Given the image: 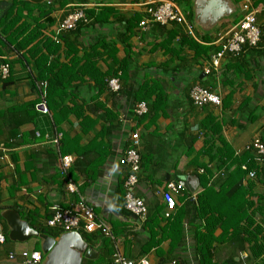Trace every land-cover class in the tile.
<instances>
[{
	"label": "crops",
	"instance_id": "obj_1",
	"mask_svg": "<svg viewBox=\"0 0 264 264\" xmlns=\"http://www.w3.org/2000/svg\"><path fill=\"white\" fill-rule=\"evenodd\" d=\"M156 1L68 2L50 13L53 22L43 30L46 37L57 34L58 23L77 4H86V10L94 9L99 19H90L71 31L72 34L66 32L57 53L42 49L49 59L68 66L62 73L72 74L73 69L79 72V78L69 75L75 79L70 82V89L60 95L62 102L57 100L69 109L65 113H62L64 108L55 110V104L54 110L48 109V112L37 107L45 101L43 83L37 75L44 73L50 64L46 62L44 66L43 61L37 60L38 56L27 52L22 56L24 52L14 50L4 38L14 37L13 29L20 26L22 19L15 23L12 32L9 27L1 26L0 65H9V77H0L1 209H15L29 225L31 219L40 226L46 224L52 204L69 208L81 196L95 216L111 228L113 251L118 247L125 257L142 256L150 264H172V261L190 264L194 257L191 246L195 226L203 227L204 221L196 218L183 195L196 196L204 186H209L212 189L209 206L222 214L221 226L214 230L212 262L264 264V159L259 161L253 151L245 150L254 135H259L264 142V4L252 1L261 30L258 45L245 47L238 56L226 54L219 68L206 74L204 69L211 55L220 47L217 35L237 22L240 6L234 16L221 20L209 32L195 27L188 13L185 15L192 24L191 34L177 24H135L136 16L140 20L145 18L146 7ZM103 7L112 10H103ZM5 14L0 9V19ZM9 18L7 21L11 24ZM173 30L192 37L198 45L206 47L205 52L181 43L177 35L172 42L163 43ZM125 34L129 35V50L120 40ZM127 53L130 61L121 72L120 62L126 60ZM76 58L81 61L72 67L71 61ZM89 62L94 64L93 70L83 67H90ZM81 67L93 72L92 77L118 72L123 77L120 92L114 94L99 87L100 81L95 83L89 73L78 70ZM143 82L154 83L165 97L155 109L147 102L150 110L134 119V126L123 124L118 121L119 115L133 105L131 91ZM194 84L216 92L221 104L194 106L189 98ZM134 127L139 130L141 161L133 191L145 202L150 228L158 231L166 224L160 195L166 181L184 180L188 176L199 180L194 192L185 187L176 197L174 211L181 220V242L173 247L178 241L175 232L168 236L164 232L166 237L161 239L158 235L141 256V250L152 242L148 238L149 228L144 225L141 230L143 223L120 210L119 194V184L124 181L128 167L118 161ZM56 137L60 143L55 141ZM61 153L74 157L70 178L59 173ZM249 171H255L256 177L250 178ZM207 176V182L203 183L202 179ZM67 182L75 185L76 192H67ZM78 232L97 252L92 259L83 258L81 264H111L113 251L106 249L99 231L87 233L80 229ZM10 242L6 240L0 245V264H22L19 255L14 260L7 255L10 251L30 249L28 243Z\"/></svg>",
	"mask_w": 264,
	"mask_h": 264
},
{
	"label": "built area",
	"instance_id": "obj_2",
	"mask_svg": "<svg viewBox=\"0 0 264 264\" xmlns=\"http://www.w3.org/2000/svg\"><path fill=\"white\" fill-rule=\"evenodd\" d=\"M154 7H151L153 6ZM76 9L71 10L57 26V32L62 30L74 29L77 23L86 22L85 15L86 4L75 5ZM240 18L226 31L220 32L217 35L219 49L215 51L210 58V63L204 69V73H210L212 70L219 68L222 58L228 54L237 56L243 51L244 46L255 47L258 45L261 36V30L257 24L256 10L252 5V0H242L240 3ZM145 18L140 21V26H145L147 23H158L160 25L177 24L191 34L192 24L187 19L186 15L180 10L178 4L172 0H158L155 3L148 5L145 9ZM0 75L6 78L9 75V65L3 63L0 65ZM120 81L117 77H112L108 80L109 88L118 92L120 90ZM189 98L192 104L196 107H203L207 104L220 105V96L207 88L194 84L189 90ZM37 107L48 112V108L44 101L37 104ZM148 103L146 101H137L126 110H123L119 115V120L123 124L132 123L135 117H140L148 112ZM139 130L135 127L129 133V143L123 154L119 158V164L128 167L126 180L124 181V208L134 217L139 220L140 224L146 219L147 207L142 198L134 194V188L138 181V172L140 169V154L139 147ZM57 141V137L55 139ZM245 150H251L257 155V159H264V142L259 135H254L246 144ZM73 155L61 156L59 171L65 174L71 167ZM243 169H246L243 167ZM250 178L256 177L255 171H249ZM185 189L183 180H168L165 183L164 189L160 192L162 201L165 205V216H169L175 209L176 197ZM66 190L69 193L76 192V187L72 182L66 183ZM195 197V195H192ZM50 217L46 220V225L49 227L60 228L63 232L82 229L87 233L99 231L103 236L114 239L111 228L99 217H96L93 209L89 206L83 197H79L75 204L69 208H63L58 204H52L49 207ZM6 241V233L3 224L0 222V245ZM19 255L22 258V264H42V254L35 249H22L14 252L10 251L7 255L8 259L14 260ZM111 264H150L146 258H141L137 261L126 258L118 247L114 248ZM175 264V261H172Z\"/></svg>",
	"mask_w": 264,
	"mask_h": 264
},
{
	"label": "trees",
	"instance_id": "obj_3",
	"mask_svg": "<svg viewBox=\"0 0 264 264\" xmlns=\"http://www.w3.org/2000/svg\"><path fill=\"white\" fill-rule=\"evenodd\" d=\"M84 1H86V0H51L49 2L45 1V2H42L39 4H33V3H30V2L25 1V0H12L11 2H0V9H2V11H4V13H7L2 17V19H0V29H1V26L5 25V27L6 28L9 27L10 31L12 32V29H13L15 23H17L18 20L22 19V23L20 24V26H17L15 29H13V31L15 30L14 37L8 36V35H6L5 32L2 31V34L6 35V37H4L6 42L8 44H10L13 47V49L16 50L17 52L23 51L24 53H22L23 54L22 56H24L25 52H27L28 55H31L34 57L38 56L37 60L39 62L43 61L45 63L44 66L46 65V62H48L50 64V67H47L45 72L38 74L37 77L40 80L39 82L42 81V83H43L42 91L45 93V101L46 102L45 101L44 102H45L47 108L54 110V104H55L57 106V107H55V110H57L58 108L59 109L64 108L62 113H65V111H68L69 109H67L66 105L60 103V102H62L60 95L64 91L67 92L68 89H70V82L75 79V77L69 76V75H74L77 78H79L78 77L79 72L77 70L73 69L71 72L72 74L62 73V71L64 69H67L68 66L65 64H62L59 61L57 62L56 59H49L47 57L48 56L47 53H44L42 49L43 48L46 49V51H48L49 53H53V52L57 53V51L60 49L61 42L65 38L64 34L66 32H69V34L70 33L72 34L71 31L80 28V26H82L83 24H87L88 22H90V19H92V18H94L93 20H99V19H98L96 13L94 12V9L93 10H86V8H85L84 12H85L87 21L77 23V25L75 26L74 29L62 30L60 32H57V34L51 35L50 37L44 36L43 30L48 25L52 24L53 19H52V17H50V13L54 9L59 8V7L60 8L65 7L66 3H68V2L83 3ZM172 1H174L178 4L179 1H181V0H172ZM235 1L239 2L241 0H235ZM252 1L254 4H257V3L264 4V0H252ZM55 5H57V6H55ZM151 7H154V5ZM76 8L77 7L74 6L73 9H76ZM103 10L111 11L112 9L110 7H103ZM34 12H36V15L33 14ZM189 14L190 13H188V15ZM9 16H10L9 19L11 20V24H8L9 20L7 21V18ZM2 20H4L3 23H2ZM135 20H136L135 24H137V25H139L140 21H142V19L140 20V16H136ZM175 35L178 36L181 43H187L189 45H192L195 49H199L201 52H205V50H206L205 46L203 47L201 45H198L192 37H187L186 34L181 33L177 30L176 31L173 30V32H171V34L167 37V39L165 41H163V43L172 42ZM41 36H42V38H41ZM128 36L129 35L125 34L123 36V38L120 39L121 42L125 45L126 50H129V45L127 42ZM1 37H3V36H1ZM13 38H15V39H13ZM260 40H261V36H260ZM260 40H259V42H260ZM39 45H40V47H39ZM245 47H251V46H244L243 50ZM173 53L176 54L175 51ZM241 53H242V51H241ZM240 54H238V55H240ZM79 61H81V59H79V58H76V61L72 60L71 61L72 67H74L76 65L73 63H79ZM128 61H130V58H129V55L127 53L126 60H123L122 62H120L119 69L121 70V72L125 69ZM49 64H48V66H49ZM81 65L83 66L82 63H81ZM89 66L90 67H87L85 65L83 67H85L86 69L93 70L94 64L92 62H89ZM78 70H82V73H89L91 77L93 76V72H90L88 70H84L82 67ZM118 74L119 73L117 72V73H114L113 75L107 76V77H105V75H103V74H99L98 77L95 76L92 78L94 79L95 83H97V80L100 81L99 84L97 83L99 87L105 88V89L107 88L110 92L117 94L121 90V85H120V90L118 92H114L109 88L108 80L112 77H117L120 81V84H121V80L123 79V77H121V75H118ZM0 77H1V75H0ZM7 77H9V76H7ZM65 77H66V80H63ZM44 83L46 85H44ZM151 84H154V83L143 82V83H141V85H139L138 89L131 91L133 93V96H132L133 103L137 102V101H146V102L150 103L149 106H151V109L152 108L155 109V107L158 106V104L161 102V100L164 99L165 94L161 91V89L158 86H156L155 84H154V86H152ZM153 95H155V97L152 99L151 102H149V100L151 99V97ZM58 99L60 100V102L57 101ZM73 105H76V104L73 103ZM148 110H150V108ZM54 119H55V114H54ZM134 119H137V117L134 116ZM118 121H119V119H118ZM59 139L56 141L57 143L58 142L60 143ZM64 155H69V154H67V153L62 154L61 153V156H64ZM140 161H141V159H140ZM59 173H60V171H59ZM60 175H63L64 178H66V177L70 178L69 170L65 174L60 173ZM126 176H127V174H126ZM126 176L124 177V181L126 180ZM207 179H208V176L204 177L202 179L203 183H206ZM124 181L121 183L123 185V187L121 186V184H119V194H120V199H121L120 210L123 213L128 214L129 212L124 208V192H125ZM211 192H212V189H210L209 186H204L203 190L198 192L195 197H193L192 194L187 195L185 193L183 195V199L186 201V203L191 204V207L193 209L192 211L195 213L196 218H199L202 221H204L203 227H199L197 225L195 226L194 244H193V246H191L192 254H194V257H193L194 261L192 259L190 261V264H194V263L195 264H214L212 262L213 243L216 241V237L214 236V230L216 227L221 226L222 214L221 213L219 214V212L213 206H209V203H210L209 197H210ZM217 196H220V195L217 194ZM163 205H164V203H163ZM1 208H2V206H0V209ZM216 212L218 213V215ZM163 215L166 218V224L162 227H159L158 231H155V228H150V226L147 225V221H146V220H148L147 215H146L145 222L144 221L142 222L143 225L140 227V229L142 230L144 225L149 228L148 238L151 241L156 240V238H158V235H160L161 239H164L166 236L175 232L178 241L176 243H174V245H173V247H174L175 245H177L178 243L181 242V238H182V225H181L180 216L175 211H173L169 216H165V205H164ZM29 216H31V215H29ZM29 216H27V219L29 218ZM49 217H50V213L47 216V219ZM0 222L3 224V228L5 230L6 240H7V232H8L7 226L1 217H0ZM29 222H30V226L32 228H34L35 230H37L38 232H43V233L48 234V235L53 236V237H57L61 233H63V231L60 228L49 227L46 224H45L46 226L45 225L38 226V225H35V223H32L31 219H29ZM155 225H156L155 227L158 228L159 224L156 223ZM79 231H80V229H79ZM164 232L167 233L166 236H163ZM101 235L103 236V234H101ZM112 236L114 237L113 233H112ZM103 237H104V240H102V243L104 242L103 244L105 245L106 249H108L110 251V249H112L114 247V239H111V238L105 237V236H103ZM153 242L154 241H152L150 243V245L147 244V246L141 250L139 255L141 256L145 252H147V250H149V248L151 247ZM157 242L158 241H156V243ZM35 250H37V249H35ZM112 251H113V249H112ZM141 258H142V256L139 257L138 259H131V260L137 261ZM111 263H112V260H111ZM177 263H178V261H177ZM175 264H176V261H175Z\"/></svg>",
	"mask_w": 264,
	"mask_h": 264
},
{
	"label": "water",
	"instance_id": "obj_4",
	"mask_svg": "<svg viewBox=\"0 0 264 264\" xmlns=\"http://www.w3.org/2000/svg\"><path fill=\"white\" fill-rule=\"evenodd\" d=\"M25 1L39 4L46 0ZM190 3L192 22L204 32L215 28L221 20L234 16L240 6L235 0H191ZM183 183L189 191L194 192L199 180L195 176H188ZM0 217L8 228L7 237L10 241L25 242L32 236L40 239L42 264H81L83 258L92 259L97 255L96 250L88 245L77 230L63 232L53 237L32 228L15 209H0Z\"/></svg>",
	"mask_w": 264,
	"mask_h": 264
},
{
	"label": "rangeland",
	"instance_id": "obj_5",
	"mask_svg": "<svg viewBox=\"0 0 264 264\" xmlns=\"http://www.w3.org/2000/svg\"><path fill=\"white\" fill-rule=\"evenodd\" d=\"M178 6L180 10L183 12V14L190 13V17H192V8H191V3H189L186 0H181L178 3ZM7 243H11L7 237ZM23 244L28 243V248L30 249H37L40 250V239L38 237L32 236L29 239H27L25 242H21ZM32 244V245H31ZM21 245V244H17Z\"/></svg>",
	"mask_w": 264,
	"mask_h": 264
},
{
	"label": "clouds",
	"instance_id": "obj_6",
	"mask_svg": "<svg viewBox=\"0 0 264 264\" xmlns=\"http://www.w3.org/2000/svg\"><path fill=\"white\" fill-rule=\"evenodd\" d=\"M251 151V150H250Z\"/></svg>",
	"mask_w": 264,
	"mask_h": 264
}]
</instances>
